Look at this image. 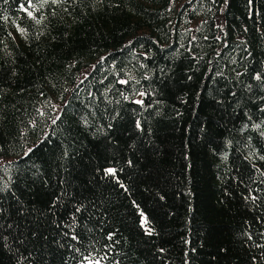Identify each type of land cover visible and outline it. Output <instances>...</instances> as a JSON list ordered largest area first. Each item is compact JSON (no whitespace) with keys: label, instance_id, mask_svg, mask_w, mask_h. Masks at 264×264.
<instances>
[{"label":"trees","instance_id":"trees-1","mask_svg":"<svg viewBox=\"0 0 264 264\" xmlns=\"http://www.w3.org/2000/svg\"><path fill=\"white\" fill-rule=\"evenodd\" d=\"M0 264H264V0H0Z\"/></svg>","mask_w":264,"mask_h":264},{"label":"snow or ice","instance_id":"snow-or-ice-1","mask_svg":"<svg viewBox=\"0 0 264 264\" xmlns=\"http://www.w3.org/2000/svg\"><path fill=\"white\" fill-rule=\"evenodd\" d=\"M114 169H108V172H110V173H114Z\"/></svg>","mask_w":264,"mask_h":264}]
</instances>
